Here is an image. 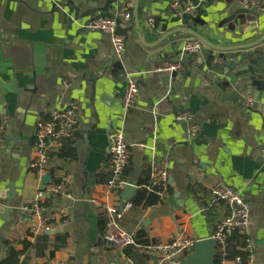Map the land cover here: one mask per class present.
I'll return each instance as SVG.
<instances>
[{
  "label": "crops",
  "instance_id": "crops-1",
  "mask_svg": "<svg viewBox=\"0 0 264 264\" xmlns=\"http://www.w3.org/2000/svg\"><path fill=\"white\" fill-rule=\"evenodd\" d=\"M92 1L99 7L105 5L104 0ZM135 2L118 0L111 8L116 17L130 15L129 20L121 19L123 29H132L125 35L123 60L140 92L136 106L126 113L127 76L111 67L118 58L110 37L83 30L90 17L77 19L65 7L67 0H0V122L9 118L6 135L13 132L17 139H5L0 147V207L8 202V194L1 191L11 182L17 188L8 221L0 210V264H162L157 257L135 249L126 255L109 246L98 229L97 209L102 208L110 178V136L119 128L130 143L126 179L137 185L144 171L165 161L171 183L167 201L145 209L132 207L124 214L121 227L125 232L144 231L150 240L162 241L180 236L210 239L226 209L208 207L207 199L211 188L225 184L251 206L252 264H264V99L256 88L240 92V98L233 91H221L206 74L212 65L207 63L205 45L198 63L206 73L185 63L181 73L155 72L161 62L175 60L186 40L195 38L190 31L218 47L261 39L264 0L263 10L234 19L237 11L245 10L241 0H207L183 24L171 13L172 0H152L151 4L140 0L141 35L136 30ZM147 17L155 19V29L149 28ZM233 57L244 65L252 60L264 63V43ZM260 72L258 79L264 80V66ZM65 81L70 84L67 89ZM16 86L21 89L19 96ZM248 99L254 100L249 110L245 107ZM71 104L79 107L76 160L54 162L55 175L69 178L76 199L69 203L71 221L57 225L52 234L35 235L36 220L21 208L40 191L41 180L30 169L36 125L48 119L51 110ZM183 112L190 113L200 128L195 138L189 136L187 123L176 120ZM101 172L103 184L98 182ZM84 202L89 203L87 211ZM12 248L19 253L17 259Z\"/></svg>",
  "mask_w": 264,
  "mask_h": 264
},
{
  "label": "built area",
  "instance_id": "built-area-1",
  "mask_svg": "<svg viewBox=\"0 0 264 264\" xmlns=\"http://www.w3.org/2000/svg\"><path fill=\"white\" fill-rule=\"evenodd\" d=\"M207 0H172L171 13L183 24L188 16L196 15ZM244 9L251 11L263 10V0H241ZM119 19L129 20L128 12L123 13ZM149 28L155 29V19L147 17ZM88 32H98L110 37L117 58L123 60L126 54V38L118 32V23L112 18H98L88 21L82 26ZM204 44L195 38L186 40L181 45L182 53L199 54L204 50ZM185 71L182 62L163 61L157 65L155 72L161 75H173ZM126 90L123 96V108L129 113L137 104L140 88L137 80L127 75ZM65 89L70 87L68 81L64 82ZM254 106V100L248 99L245 107L249 110ZM176 120L188 124V134L195 138L200 131L199 126L193 122L192 115L183 112L177 115ZM9 118H4L0 125V147L5 142L6 131L9 127ZM79 128V107L71 104L66 109H53L48 119L37 122L35 130L34 154L30 164L31 171L42 180L50 176L51 154L58 149L64 140L74 139ZM264 157V150L261 151ZM110 178L105 184L106 193L101 206L106 211L109 221L105 233L106 243L120 251L133 248L149 256L157 257L163 264H181L182 258L191 254L200 240L180 236L169 241L150 240L146 245L137 243L133 235L125 232L121 227L124 214L132 208L131 202H123L122 193L127 186L132 184L125 178L130 164V143L123 129L115 130L110 136ZM70 180L62 177L60 182L39 191L36 197L21 210L29 217L36 220L32 228L35 235L54 233L57 225H68L71 221L70 202H75L70 191ZM170 169L165 161L154 163L151 167L150 183L147 189L155 194L160 202H165L171 197ZM64 200L67 203L55 204L54 201ZM208 207L218 208L224 206L226 213L217 223L210 239L216 243L215 264H252L255 245L249 235L250 204L233 188L219 184L211 188ZM239 251L240 254H233Z\"/></svg>",
  "mask_w": 264,
  "mask_h": 264
},
{
  "label": "water",
  "instance_id": "water-1",
  "mask_svg": "<svg viewBox=\"0 0 264 264\" xmlns=\"http://www.w3.org/2000/svg\"><path fill=\"white\" fill-rule=\"evenodd\" d=\"M105 5L103 7H99V3L92 1V0H67L65 7L70 9L75 13L77 19H82L85 17H90L91 20L106 17L116 19L118 23V32L122 35H127V33L132 29H123V21L117 18L113 13H111V8L113 4H116L118 0H104ZM152 0H148V4H151ZM141 2L140 0H136L135 2V23H136V30L140 35L144 33L143 28L141 27L140 23V10ZM251 10H241L237 11L231 18L234 19L239 14H249L252 13ZM101 13V15H100ZM126 25H130L131 22H126ZM147 29V28H146ZM191 35L196 39L200 40L204 43L208 50V59L207 63L211 64L210 72L206 73L202 64L198 63V54H187L182 53V51L175 53V62H183L188 64L189 66L193 67L194 71L196 72H203L206 73L207 76L211 78V80L216 84L219 85L220 90L225 92L233 91L231 94L240 98V92H248L253 88L261 94L262 98L264 99V80L258 79L259 75H262L260 69L263 68L264 63L252 60L249 62L248 65H244V61L240 60L237 61L233 57V54L248 51L253 49L261 44L264 43V37L253 41V43L247 45H240L235 47H218L204 37L200 36L199 34L190 31ZM141 41L143 42V37H141ZM194 62V64L192 63ZM193 65H192V64ZM111 67L118 71H123V75L126 77L128 72L125 70L124 67V60L116 59L112 61ZM254 70V72H253ZM193 71V70H192ZM186 75V74H184ZM15 93L19 96L21 94V89L15 88ZM19 103V99L17 100ZM257 108V104L255 105V109ZM86 128H83V136H84V144L88 147V143L86 140ZM7 142L17 141L15 135L12 133L5 136ZM89 150V148H88ZM53 183V179L51 176L47 175L44 176L41 180V185L39 190L45 191L46 187ZM16 187L11 182L7 189L2 190L1 193L8 194L7 195V204L3 207H0V210L3 211V215H1L5 220L10 219L11 213V201L15 198ZM138 186L136 184H132L131 186H127L122 193V200L123 202H129L134 194L137 192ZM85 210H89V203H83ZM215 248L216 243L212 239H204L200 240L196 248L188 259V261H184L181 264H215L213 261L215 255Z\"/></svg>",
  "mask_w": 264,
  "mask_h": 264
},
{
  "label": "trees",
  "instance_id": "trees-1",
  "mask_svg": "<svg viewBox=\"0 0 264 264\" xmlns=\"http://www.w3.org/2000/svg\"><path fill=\"white\" fill-rule=\"evenodd\" d=\"M1 124V122H0ZM77 134L75 135L74 139L72 140H64L61 142L60 146L56 151H54L51 154V169H50V176L52 177L53 181L55 183L60 182L61 178L57 177L55 175V172L58 171L57 167L55 166L54 162L63 160L65 162H74L76 160L75 156V144L77 140ZM130 171V170H129ZM129 171L125 174V178L129 175ZM150 167L147 171H144L143 176L141 177L140 181L138 182V190L135 195L131 199L132 207L133 208H147V207H154L159 205L161 202L159 198L155 195L152 194L148 191L147 186L150 183ZM127 175V176H126ZM104 175H102V172L99 173L98 175V182L99 183H104L103 178ZM107 183V182H106ZM193 191V188H191ZM98 229L99 232L102 236H105L107 225H108V215L106 211H104L102 208H98ZM139 244L146 245L149 243V238L148 235L144 231H138L136 234L133 235ZM133 248H128L124 251L126 255H130V252L132 251ZM11 251L14 254V257H18L19 253H17L14 248L11 249ZM233 254H240L239 251H234ZM17 259V258H16ZM15 259V263L17 260Z\"/></svg>",
  "mask_w": 264,
  "mask_h": 264
}]
</instances>
